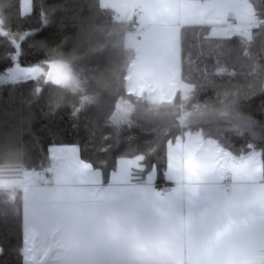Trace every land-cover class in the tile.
I'll return each mask as SVG.
<instances>
[{
	"label": "trees",
	"instance_id": "1",
	"mask_svg": "<svg viewBox=\"0 0 264 264\" xmlns=\"http://www.w3.org/2000/svg\"><path fill=\"white\" fill-rule=\"evenodd\" d=\"M250 2L261 24L246 38L217 40L207 28L183 30L182 82L191 97L181 108L178 99L152 105L128 93L135 54L125 40L135 23L99 0H33L24 16L20 0H0V75L15 64L47 69L64 63L74 80L73 87L44 76L0 85V177L47 174L51 147L73 146L105 179L120 159L142 157V174L156 168L164 183L167 146L185 130L236 157L257 150L264 171V0ZM235 85L245 87L226 123L209 106H219ZM121 104L130 106L124 122L117 119ZM186 112L194 113L187 118ZM22 241L21 198L0 189V264H24Z\"/></svg>",
	"mask_w": 264,
	"mask_h": 264
},
{
	"label": "crops",
	"instance_id": "2",
	"mask_svg": "<svg viewBox=\"0 0 264 264\" xmlns=\"http://www.w3.org/2000/svg\"><path fill=\"white\" fill-rule=\"evenodd\" d=\"M103 9L115 12L120 18L133 23L136 13L142 10V28L145 30L143 42L150 51L144 55L164 60V63L155 66L154 61L147 67L145 65H130L127 73L126 87L129 94L140 97L152 105L172 104L179 100V77L182 81V32L188 28H207L209 37L217 40H226L227 34H234L233 37L246 38L252 28L259 26L260 21L255 15L250 0H99ZM236 17L239 26L228 27L225 24L230 16ZM223 27L227 30L216 31ZM239 29L236 31H231ZM242 30V31H240ZM148 43V44H147ZM172 55L174 66L168 64V56ZM180 81V82H181ZM184 87V86H183ZM185 89V88H184ZM120 113L117 116L119 122H124L130 112L128 104H121ZM194 112H186L189 118ZM172 142L180 139V158L177 160V167L173 169L167 158V167L162 182L170 184V193L167 197L159 195V177L155 180H146L134 176L133 169L129 181L126 182L127 199L113 197L104 199L102 193L95 199L85 200L80 209L71 210L70 204L64 199H53L43 201L37 199L36 195L31 200L27 213L24 210L26 192L22 201V236H23V263L24 264H55L57 251L62 247L79 249L82 244L78 240L67 241L61 238L65 221L69 217H75L85 211L122 205H134L144 210L146 222L150 224L155 232L151 238L137 237L132 250L125 252L119 246L99 253L95 257V264H218L214 259L215 250L222 239V234L201 240H192L186 246L175 247L172 239L175 233L181 229V223L164 224V218L170 215L173 210L179 214L185 206L184 201L188 198L185 193L198 190L200 183L212 178L221 187L231 177L233 189L241 188L251 190L254 197L264 200V171L263 159L257 150L236 157L230 151H220L223 159L209 158V153L202 155V150H195L189 146V158L181 159L184 156L186 147V132ZM200 135L199 146L217 152V146L209 145L200 133L190 131L189 138ZM203 137V138H202ZM211 140V139H208ZM217 143V142H216ZM218 144V143H217ZM169 145V144H168ZM168 153V146H167ZM216 160L219 165L224 164V170H217L210 164ZM117 172V171H116ZM29 174V173H24ZM23 174V175H24ZM44 174V173H41ZM133 174V176H132ZM21 175V176H23ZM21 177L11 178L18 181ZM52 182L53 177H49ZM90 186L102 185V174H89ZM137 179V180H136ZM52 185V184H50ZM45 192L52 191L53 187L47 188ZM44 192V190H41ZM157 192V193H156ZM155 209L159 219L155 215H147L148 210ZM232 264V262H227ZM242 264H264V255L253 256Z\"/></svg>",
	"mask_w": 264,
	"mask_h": 264
},
{
	"label": "clouds",
	"instance_id": "3",
	"mask_svg": "<svg viewBox=\"0 0 264 264\" xmlns=\"http://www.w3.org/2000/svg\"><path fill=\"white\" fill-rule=\"evenodd\" d=\"M244 87L235 85L224 94L219 106H209V112L227 123ZM185 195L188 198L179 214L169 209L170 215L163 221L182 224L171 241L173 246L183 247L194 239H208L220 233L222 239L214 253L218 264H242L253 256L264 255V200L254 197L251 190L221 187L207 178L198 190ZM147 215L159 219L155 209L148 210ZM154 232L146 222L144 210L134 205L91 209L65 221L61 238L78 240L82 247L58 249L55 264H95L99 253L114 246L129 252L137 237L151 238Z\"/></svg>",
	"mask_w": 264,
	"mask_h": 264
},
{
	"label": "rangeland",
	"instance_id": "4",
	"mask_svg": "<svg viewBox=\"0 0 264 264\" xmlns=\"http://www.w3.org/2000/svg\"><path fill=\"white\" fill-rule=\"evenodd\" d=\"M32 2L33 0H20L21 13L23 16L28 15L32 12ZM215 30L227 32V30L223 27ZM236 30L239 31V29L235 28L231 31ZM227 35L228 36H226L225 39H231L234 34L230 33ZM143 36V34L140 38H132L130 36H127L125 40V46L128 49H132L135 54V57L131 62V66L134 67L137 65H145L147 67L152 61H154L155 66L164 63V60H159L154 57H147L146 55H144L146 52L150 51V48L145 46L146 44L142 43ZM167 60L168 64L171 67L176 64L174 63L172 55H169ZM42 76L45 77L46 81L57 83L62 86L73 87L74 85V80L72 79V75L69 72L68 65L64 63H51L47 69H43L40 67L25 68L21 67L19 64H15L4 74L0 75V85L16 84L28 80H37ZM180 81L181 77H179V83H181ZM180 90L181 89L179 85V92ZM183 91V94H185L186 90L183 89ZM184 100H187L185 96L183 97V101ZM186 135L187 139L184 156H181V159L183 160L184 158L186 160L189 158V146H192V148H194L196 151L199 149L202 150V155L200 157H203L204 155L209 153V158L215 159L217 156L216 159H218V161L219 159L224 158L222 154H227L224 151H220L218 144L213 140L207 139L206 141L209 145L213 144V146H217V152L211 149L206 151L205 148H202V145L199 146V142L195 140H201V142H205L204 139H200V135H196L193 138H189L190 131H187ZM179 140L180 139L174 142L171 141L168 145L167 158L173 169L177 167V160H179L180 158ZM254 152H257L262 157L260 152ZM50 160L51 167L48 170L47 174H41L42 172L24 174L23 176H21L20 179H18V181L11 179V177H0V189L3 190H9L11 187L19 184L25 185V189L22 192V198L24 192H26V203L24 206V210L26 213L28 207L30 206L31 200L34 199V196L36 195H44L37 196L38 200L43 199V201H52L53 199H64L70 204L71 210L72 208L80 209V205L85 202V200L95 199V197H99L101 193L104 199H110L113 197L127 199L126 182L129 181L131 168L133 169V174L137 173L139 178L143 176V178L148 181L155 180L157 176L159 177L158 170L156 168H154L145 175L142 174L144 170L143 158L135 157L132 159H120L118 162L117 169L109 175L108 179H105L101 171L92 168L89 164L81 160L79 149L73 146L51 147ZM210 165L217 170L225 169L224 164L219 165L216 160H213ZM93 172L102 174L103 184L99 185L98 187L92 188L90 186L89 174ZM49 177H53L52 182L49 181ZM42 181H44L47 185L43 187L35 186L36 182ZM49 187H53L52 191L45 192V190H48L47 188ZM41 190H44V192Z\"/></svg>",
	"mask_w": 264,
	"mask_h": 264
},
{
	"label": "built area",
	"instance_id": "5",
	"mask_svg": "<svg viewBox=\"0 0 264 264\" xmlns=\"http://www.w3.org/2000/svg\"><path fill=\"white\" fill-rule=\"evenodd\" d=\"M143 16V12L142 10H139L137 11L136 13V17H135V28L133 29V31L130 33V37L132 38H140L142 36V34H144L145 30L142 28V25H141V18ZM239 22L238 20L236 19L235 16L231 15L230 18H229V21L225 24V26H228V27H236V26H239ZM182 83V81H181ZM184 86V85H183ZM180 86V93H179V102H180V105H181V108L183 107L184 105V102L185 100L183 101V97L185 96L187 99L191 97V94L189 91H186L185 94H183V89L184 87ZM47 184L42 181V182H36V185L37 187H43V186H46ZM233 185V183L231 182V177L228 175L227 176V181L225 183H223V186L224 187H231ZM156 186L159 187V195L161 198H164V197H167L170 193V188H171V185L170 184H166V183H161V184H157ZM25 189V185L24 184H19V185H15L13 187L10 188L12 194H13V197H20L22 198V192L23 190Z\"/></svg>",
	"mask_w": 264,
	"mask_h": 264
},
{
	"label": "water",
	"instance_id": "6",
	"mask_svg": "<svg viewBox=\"0 0 264 264\" xmlns=\"http://www.w3.org/2000/svg\"><path fill=\"white\" fill-rule=\"evenodd\" d=\"M3 36V34H1Z\"/></svg>",
	"mask_w": 264,
	"mask_h": 264
}]
</instances>
